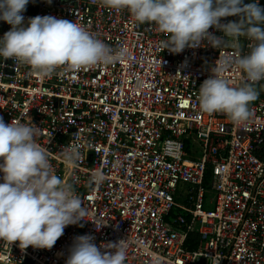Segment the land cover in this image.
<instances>
[{
	"label": "built area",
	"instance_id": "obj_1",
	"mask_svg": "<svg viewBox=\"0 0 264 264\" xmlns=\"http://www.w3.org/2000/svg\"><path fill=\"white\" fill-rule=\"evenodd\" d=\"M37 15L73 20L131 55L108 66L58 67L49 77L0 57V118L38 127L55 174L73 184L88 213L51 249L0 241V264H65L85 234L102 252L127 239L125 264H153V256L161 264H213L212 256L219 264H264V80L239 126L201 112L197 99L219 56L244 54L249 41L161 50L168 34L100 0H29L23 16ZM10 27L0 21V36ZM223 75L234 86L244 81L235 67ZM73 144L85 158L69 174L61 153ZM97 169L106 179L90 184Z\"/></svg>",
	"mask_w": 264,
	"mask_h": 264
},
{
	"label": "clouds",
	"instance_id": "obj_2",
	"mask_svg": "<svg viewBox=\"0 0 264 264\" xmlns=\"http://www.w3.org/2000/svg\"><path fill=\"white\" fill-rule=\"evenodd\" d=\"M48 3L51 0H47ZM29 0H0V21L11 27L0 36V57L28 65L42 77H49L58 67L77 71L94 66H108L130 57L126 47L112 48L83 25L50 15L23 16ZM111 9H127L140 23L155 24L168 34L160 48L180 53L185 47H197L202 41L220 49L226 38L245 37L244 54L219 56L211 67L212 75L203 80L198 91V107L207 114L223 113L236 125L252 116L249 105L259 92L255 87L264 80V7L258 0H100ZM237 20L222 23L221 18ZM218 29L223 35L209 33ZM236 68L244 76L239 86L232 85L223 73ZM38 127L31 120L22 123L0 118V241H18L19 247L51 249L70 224L84 221L88 214L82 199L67 179L58 177L45 147L37 142ZM78 146L63 149L61 159L67 173L84 159ZM106 179L102 170L90 173V184ZM91 235L75 237L65 264H125L128 240L101 245ZM221 257L212 256L213 264ZM153 264H161L153 256Z\"/></svg>",
	"mask_w": 264,
	"mask_h": 264
},
{
	"label": "trees",
	"instance_id": "obj_3",
	"mask_svg": "<svg viewBox=\"0 0 264 264\" xmlns=\"http://www.w3.org/2000/svg\"><path fill=\"white\" fill-rule=\"evenodd\" d=\"M249 0H244V3H248ZM262 3L264 4V0H262ZM233 17V21L237 20V17L236 16H232Z\"/></svg>",
	"mask_w": 264,
	"mask_h": 264
}]
</instances>
